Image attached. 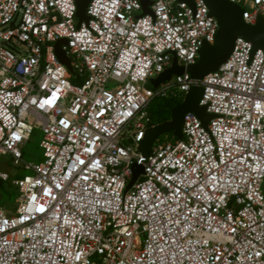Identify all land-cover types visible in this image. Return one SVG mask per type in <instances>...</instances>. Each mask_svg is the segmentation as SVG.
Returning a JSON list of instances; mask_svg holds the SVG:
<instances>
[{"label": "built area", "instance_id": "built-area-1", "mask_svg": "<svg viewBox=\"0 0 264 264\" xmlns=\"http://www.w3.org/2000/svg\"><path fill=\"white\" fill-rule=\"evenodd\" d=\"M193 1L143 14L140 0H91L78 26L76 0H0V159L32 172L13 181L15 213L0 208V264H264V51L239 37L192 78L219 30ZM242 1L246 24L264 20V0ZM174 58L184 74L153 87ZM194 86L207 128L188 113L181 139L143 156L148 106ZM35 128L44 162L25 163Z\"/></svg>", "mask_w": 264, "mask_h": 264}, {"label": "water", "instance_id": "water-1", "mask_svg": "<svg viewBox=\"0 0 264 264\" xmlns=\"http://www.w3.org/2000/svg\"><path fill=\"white\" fill-rule=\"evenodd\" d=\"M195 9L193 0H179ZM91 0H76L77 13L80 26L82 23H88L90 17L87 15V9ZM143 8V14H152L150 6L151 0H140ZM211 16L216 18L219 23L214 45L205 43L202 47L197 63L187 68V72L196 80H203L208 74L216 72L232 54L237 38L241 37L252 44V54L257 50L264 51V20L260 18L256 25L251 26L243 20V10L241 7L229 0H204ZM65 39L60 40L56 46V52L59 59L69 68L70 61L66 54L61 50L62 45H66ZM185 68L177 64V58H174L172 67L164 71L157 79L152 80V86L157 88L160 84L169 81L174 75H183ZM203 88L194 86L186 94L184 101L177 105L171 113V118L164 123L148 125L145 137L139 145V152L147 157L157 139L165 134H172L175 138L181 139L183 134V125L185 116L188 113H194L207 128L212 115L206 112L205 107L199 105L203 96ZM144 174L143 166L135 164L133 166V177L127 185L128 192L135 184L140 175Z\"/></svg>", "mask_w": 264, "mask_h": 264}, {"label": "rangeland", "instance_id": "rangeland-1", "mask_svg": "<svg viewBox=\"0 0 264 264\" xmlns=\"http://www.w3.org/2000/svg\"><path fill=\"white\" fill-rule=\"evenodd\" d=\"M240 7L242 9L247 8V5L241 0ZM166 136H171V134H165L161 136L160 139L165 141ZM43 137V131L40 128H35L30 141L24 146H22L23 162L33 164H39L44 162V150L41 148L40 145ZM7 160H9V163L7 162L8 165H6L4 161H0V171L8 172L9 176L10 174L19 176L18 179L24 177L25 175H32V172L26 171L23 165L15 166L11 159L7 157ZM14 189L10 190L9 193L5 191H3L2 194L0 193V204L3 207V210H5L7 213H15L17 208L18 196Z\"/></svg>", "mask_w": 264, "mask_h": 264}, {"label": "trees", "instance_id": "trees-1", "mask_svg": "<svg viewBox=\"0 0 264 264\" xmlns=\"http://www.w3.org/2000/svg\"><path fill=\"white\" fill-rule=\"evenodd\" d=\"M183 102L181 99H176L172 97H157L155 98L151 104L148 106V114L151 119V123L154 125H158L161 123H164L165 121L170 120L172 110L179 104ZM170 140L175 141V137L173 135L168 136ZM9 158V157H8ZM10 159V158H9ZM0 161H4L6 165L7 162L9 163V160H7V157H3L0 159ZM12 161V160H11ZM2 172V171H1ZM7 173L9 176L8 172ZM19 176L11 175L9 176L8 181H3L0 178V193L2 194L3 191L10 192V190L16 191L17 196L19 195L17 188L14 186L13 181L18 179ZM2 183V184H1ZM9 187V189H8ZM0 208H3L0 204Z\"/></svg>", "mask_w": 264, "mask_h": 264}]
</instances>
